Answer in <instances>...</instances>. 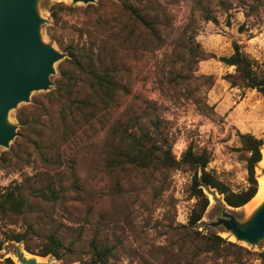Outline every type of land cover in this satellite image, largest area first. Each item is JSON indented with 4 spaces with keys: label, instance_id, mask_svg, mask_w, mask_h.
<instances>
[{
    "label": "rangeland",
    "instance_id": "374dc122",
    "mask_svg": "<svg viewBox=\"0 0 264 264\" xmlns=\"http://www.w3.org/2000/svg\"><path fill=\"white\" fill-rule=\"evenodd\" d=\"M117 1L121 0H94L90 7L72 0L36 2L44 19L40 28L44 42L66 57L68 46L93 42L103 59L112 60L118 83L126 91L118 92L115 107L102 118L104 125H96L94 130L83 127L84 136L81 129L75 131V143L72 136L67 141L61 138L55 113L44 114L31 107L34 101H45L64 58L54 65L49 90L33 91L29 101L9 110L7 120L17 126V135V114L24 113L33 123L19 145L13 146L16 135L8 147L0 146V194L16 184H22L23 190L49 184L58 197L37 202L33 212L0 216L1 237L25 233L22 242L5 241L0 264H8L5 257L19 264L12 258L16 247L22 250L26 245L36 254L52 233L61 238L63 247L59 259L45 256L51 264L87 261L92 239L111 246L107 264H184L179 250L180 226L187 224L195 202L190 196L192 171L187 167L153 173L109 170L104 152L109 138L117 135L111 132V125L117 122L127 123L133 132L156 127L167 136L176 160L189 145L198 152L206 150L207 171L234 191L247 186L246 153L238 149L237 133H251L262 138L264 145V95L231 87L223 76L234 67L218 58L231 54L235 40L264 69V0H125L154 20L161 36L158 45L148 38L138 40L130 49L114 36L111 2ZM56 2L69 8L52 18L49 6ZM228 3L233 7L227 11ZM247 3H253L254 10L245 16ZM204 8L216 22L203 18ZM242 24L244 30L239 31ZM190 33L207 54L198 62L184 56ZM207 76L211 79L204 78ZM57 152L75 154V172ZM254 171L257 179L259 164ZM75 180L77 185L72 183ZM204 192L209 205L198 229L213 230L235 241L222 226H210L209 222L221 216L223 206L240 222L247 220L252 210L226 206L213 188H204ZM238 243L258 251L264 239L255 246ZM230 260V256L206 254L189 264H230Z\"/></svg>",
    "mask_w": 264,
    "mask_h": 264
},
{
    "label": "trees",
    "instance_id": "16d2710c",
    "mask_svg": "<svg viewBox=\"0 0 264 264\" xmlns=\"http://www.w3.org/2000/svg\"><path fill=\"white\" fill-rule=\"evenodd\" d=\"M114 10L115 37H120V44L126 48H132L138 40L150 38V43L158 45L160 34L156 23L147 19L142 11L128 1L121 0L111 2ZM93 4H87V7ZM233 4H227V11ZM69 8L63 2H56L49 6L52 18H57L59 11ZM254 10L253 3H247L245 16ZM203 18L216 22L207 8L203 9ZM229 16V14H227ZM243 24L239 31H243ZM68 56L59 63V74L55 78L54 87L45 94V101H34L32 108L45 111L44 114L53 112L57 116V126L60 129L61 138L67 141L71 136L73 142L78 138L75 131L81 129L80 134L86 135L83 127L95 128L96 125H104V114L115 107L118 92L124 90L118 83L116 67L112 60L101 57L98 48L93 42L85 41L79 45H70L67 48ZM190 56L195 62L206 58L207 54L195 42L194 34L186 37V52L184 56ZM182 56V58L184 57ZM214 57L213 55H210ZM227 66H233V72H227L223 78L231 87L240 89H254L264 95V69L252 59L243 49L242 44L232 41V52L228 56L218 58ZM211 79V76L204 77ZM126 91V90H124ZM35 107V108H34ZM19 123L18 135L13 141V146L20 144L25 137V130L29 129L33 121L24 113L17 114ZM113 139L109 138L108 148L105 150V164L111 170L126 172L149 171L169 168L187 167L192 171L190 196L195 199L188 216V222L181 225L179 238V250L184 256V264L192 263L201 255L210 254L216 258L230 256V264H264V246L258 251H253L234 241L222 237L218 232L209 230L201 231L204 212L209 205V199L204 188H213L222 195L223 201L232 208L243 206L257 191V179L255 167L261 159V146L263 139L251 133H237L240 146L244 151L247 168V186L234 191L228 184L219 180L215 175L206 170L209 162V154L206 150L195 151L191 145L182 152L181 158L176 160L171 152V145L167 136L156 127L154 130L133 132L130 126L117 122L111 125ZM87 137V136H86ZM70 151L71 148L67 147ZM71 153V152H70ZM57 152L68 164L71 172H75L74 155ZM72 155V156H71ZM77 185V181L72 182ZM58 197L57 190L47 184L36 190H23L22 184H16L0 194V216L21 215L33 212L36 203L44 200H52ZM25 233L12 232L1 237L0 252L4 248L5 241H24ZM63 247L61 238L55 233L49 235L47 242L36 253L42 257L51 255L59 259L60 249ZM27 251L31 250L24 246ZM89 258L80 264H107L111 255V246L92 239L89 242ZM4 260L8 264H16L10 257Z\"/></svg>",
    "mask_w": 264,
    "mask_h": 264
},
{
    "label": "water",
    "instance_id": "95a60500",
    "mask_svg": "<svg viewBox=\"0 0 264 264\" xmlns=\"http://www.w3.org/2000/svg\"><path fill=\"white\" fill-rule=\"evenodd\" d=\"M36 2L0 0V146L3 147H8L17 135V126L7 120L9 110L20 102L29 101L33 91L49 90L55 63L66 57L42 40L40 28L44 19L39 15ZM72 2L89 4L94 0ZM260 173L264 174V167L260 168ZM208 225L222 226L236 243L258 245L264 239V201L244 222L238 221L223 206L221 216ZM14 255L19 264H51L48 259L37 261V254L18 247Z\"/></svg>",
    "mask_w": 264,
    "mask_h": 264
},
{
    "label": "bare ground",
    "instance_id": "6f19581e",
    "mask_svg": "<svg viewBox=\"0 0 264 264\" xmlns=\"http://www.w3.org/2000/svg\"><path fill=\"white\" fill-rule=\"evenodd\" d=\"M260 168L264 167V145L261 146V159L258 161ZM264 201V174L260 173V176L257 177V191L255 195L243 206L247 208V210L250 212L254 208H256L258 205H260ZM232 238V237H231ZM25 254L32 256L31 254L25 252ZM12 258L16 261V256L12 255ZM37 261H44L45 257L42 256H35Z\"/></svg>",
    "mask_w": 264,
    "mask_h": 264
}]
</instances>
